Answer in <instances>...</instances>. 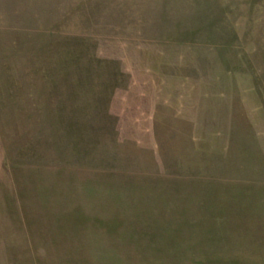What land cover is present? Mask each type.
<instances>
[{
  "label": "rangeland",
  "instance_id": "rangeland-1",
  "mask_svg": "<svg viewBox=\"0 0 264 264\" xmlns=\"http://www.w3.org/2000/svg\"><path fill=\"white\" fill-rule=\"evenodd\" d=\"M208 251L264 254V0H0V264Z\"/></svg>",
  "mask_w": 264,
  "mask_h": 264
},
{
  "label": "crops",
  "instance_id": "crops-1",
  "mask_svg": "<svg viewBox=\"0 0 264 264\" xmlns=\"http://www.w3.org/2000/svg\"><path fill=\"white\" fill-rule=\"evenodd\" d=\"M235 242H229V243H196V242H188L187 245H184L183 243H179L176 246H172L170 248H203V247H208V248H221V247H240V246H235ZM241 244V243H240ZM176 253L180 254L182 253L179 251H176ZM200 254H204V252H199ZM228 251H208L207 257L201 258L200 255L198 254H192L189 253L186 256L179 255L176 256L173 259L170 257H174V255H171L170 252L168 253H161L167 259L164 258L165 261L161 262L162 264H264V254L258 257H254V259L260 260V262H252V261H247L245 256L243 255H227ZM240 253V251L238 252ZM251 260H253V257H251ZM160 263V264H161Z\"/></svg>",
  "mask_w": 264,
  "mask_h": 264
}]
</instances>
